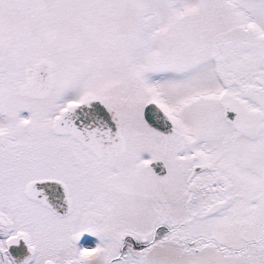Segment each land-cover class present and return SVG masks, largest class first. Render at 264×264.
Wrapping results in <instances>:
<instances>
[{
    "label": "snow or ice",
    "instance_id": "1",
    "mask_svg": "<svg viewBox=\"0 0 264 264\" xmlns=\"http://www.w3.org/2000/svg\"><path fill=\"white\" fill-rule=\"evenodd\" d=\"M0 264H264V0H0Z\"/></svg>",
    "mask_w": 264,
    "mask_h": 264
}]
</instances>
